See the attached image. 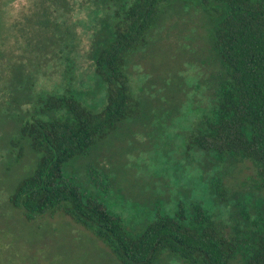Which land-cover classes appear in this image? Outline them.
<instances>
[{"label":"rangeland","instance_id":"1","mask_svg":"<svg viewBox=\"0 0 264 264\" xmlns=\"http://www.w3.org/2000/svg\"><path fill=\"white\" fill-rule=\"evenodd\" d=\"M132 1L69 0L60 28L71 29L75 40L52 61H41L44 66L36 63L37 54L26 46L24 35L18 38L19 28L8 25L3 31L7 42L0 65L6 68L12 89L0 92V264H131L64 212L29 219L11 197L39 159L21 137V129L40 109V94L72 93L94 111L105 106L107 85L96 74V57L107 45L118 14ZM30 5L29 0H13L9 14L18 18ZM213 15L182 0L161 6L146 44L125 59L124 71L139 112L88 154L63 166L66 176L88 193L100 195L111 211L121 215L134 235L158 211L174 214L181 201L187 207L191 202L202 204L228 230L250 224L244 212L253 218L263 210L251 160H222L189 143V135L211 108L218 72L223 71L213 45ZM91 169L110 183L108 193L91 183ZM153 264L188 263L166 251Z\"/></svg>","mask_w":264,"mask_h":264},{"label":"trees","instance_id":"2","mask_svg":"<svg viewBox=\"0 0 264 264\" xmlns=\"http://www.w3.org/2000/svg\"><path fill=\"white\" fill-rule=\"evenodd\" d=\"M12 1L0 0V58L8 25L20 29L18 38L24 35L26 46L35 50L36 63L42 66L41 61L50 62L70 49L75 34L60 28L63 7L69 0H29L28 11L18 18L9 14ZM168 1L133 0L113 22L107 45L96 57V74L107 85L102 110L85 106L72 93L38 96L40 109L23 122L21 137L28 140L39 159L11 200L29 219L64 212L106 242L126 263L153 264L169 251L188 264H264V207L253 218L244 212L250 224H236L228 230L202 204L191 202L187 207L181 201L174 214L158 211L145 229L134 235L100 195L88 193L63 173L65 163L88 154L97 142L139 112V101L124 71L125 59L146 44L161 6ZM183 1L215 14L213 45L223 70L218 72L210 110L189 135L190 146L213 151L222 160H251L257 168L254 186L264 200V0ZM26 53L31 57L29 50ZM8 83L6 68L0 65V92L12 89ZM90 178L102 193L109 192L111 185L103 174L91 169Z\"/></svg>","mask_w":264,"mask_h":264}]
</instances>
